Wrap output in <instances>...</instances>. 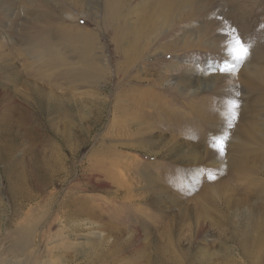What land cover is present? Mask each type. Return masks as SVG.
<instances>
[{
    "label": "rangeland",
    "instance_id": "374dc122",
    "mask_svg": "<svg viewBox=\"0 0 264 264\" xmlns=\"http://www.w3.org/2000/svg\"><path fill=\"white\" fill-rule=\"evenodd\" d=\"M72 1L47 0L42 3L45 12H52L45 13L48 17L38 22V27L48 26L49 33L55 30L56 25L67 26L71 31L67 38L53 40L48 51L53 55L49 53L46 61L45 57L39 59L36 62L38 70L29 66L30 60L22 51L27 42L19 49L8 45L16 41L15 37H1L0 40V49H10L9 53L13 55L18 53L16 49L20 51L17 55L19 59L15 58L17 67L24 64L25 69L19 67L22 76L31 83L32 80L37 83L36 87L40 90L37 100L33 101L35 112L30 118L17 114L0 115V264H5L7 260L22 264H106L89 261L91 253L83 238L93 233L106 235L109 229L114 228L122 231L129 240V248H135L134 252H129L127 248L119 252L115 264H264V83L245 81L242 75L244 68L258 67L264 71V30H259L261 37L256 33L264 25V0L235 2V5L242 3L244 17L248 19L246 28L250 34L247 33L249 37L245 40L238 29H235L237 33L233 30L237 21L233 16L235 12L226 5L227 1L195 0L202 5L213 3L216 17L224 21L223 25L232 24L229 29L232 28L234 38H239L249 47L250 54L241 62L233 58V49L227 52L224 49L232 37L228 27H219L213 33L210 24L194 22L197 16L188 19L185 16L187 11L179 17L181 22L178 27L164 28L159 34L162 37L152 35L150 45L138 46V50L142 52L144 47L143 51L150 55L158 51L156 48L169 50V46L165 45L170 41L172 46L174 41L176 52L173 56L191 57L200 62V76L213 80V84L201 86L195 96L181 97L167 93L165 81L160 86H152L155 77L149 76L168 68L169 55L142 58L128 69H122L125 64L113 41L115 23L103 21L101 0H88L82 11L74 6L78 1L82 5V0ZM91 2L95 4L91 5ZM129 3L128 8L132 10L128 17L133 31L138 12L144 6L138 0H129ZM228 4H231L230 1ZM15 5L20 9L21 13L17 14L21 19L17 14L8 16L0 13V24L5 29L18 27L26 21L28 15L25 9L33 8L26 5L25 0H15ZM72 13L77 16L74 20L67 16ZM197 14L203 16L202 11ZM151 16L156 17L155 13ZM121 24L118 22V26ZM81 30L92 35L95 60L88 58L87 62L80 56L85 44L76 41L75 36ZM222 34L224 38L216 41ZM46 41L50 43L49 39ZM95 42L99 45L98 50ZM100 53L107 59L108 67L101 65ZM52 56H57V59L49 66L47 59L51 60ZM88 63L104 68L105 72L97 75L100 77L97 83H93L95 77L92 78L93 71ZM136 68H143L148 75L146 78L144 74L140 75L143 81H139ZM118 69L127 74L126 78L118 80ZM80 72L89 75L79 76ZM220 76L224 82L218 79ZM133 89L137 92H129L128 96L136 100L140 91L164 96L178 116L167 120L163 119L159 109L151 111L145 107V112L129 102L127 105L121 92L128 94ZM25 90L35 93L29 88ZM236 99L238 107L234 109L233 118L230 103L236 102ZM210 103L213 106L211 109ZM195 105L207 108L204 109L203 119L195 120L196 113L190 110ZM254 120L261 132L255 138L248 136L249 144L243 138L244 132L240 131ZM150 126L153 129L146 131ZM180 131H185L190 139L194 138L193 145L201 151L202 161L199 159L198 164L176 163L166 154L167 148L162 143L169 137H177ZM120 133H128V136L122 138ZM135 138L139 139L134 141ZM222 138L221 152L218 142ZM121 139H128L127 144L120 145L116 141ZM239 140L247 144L243 152H237ZM232 143L237 148L230 152L229 145ZM118 152L130 157V160L120 158ZM33 153L36 154L34 161H38L43 168L39 176L38 168L37 173L31 168ZM208 155L210 157L206 158ZM228 157L248 160L246 167L227 164ZM122 162L130 163L126 168V165H121ZM112 163L118 164L119 170L114 168L103 174L105 168L113 167ZM22 171L27 172L24 181L26 192L33 197L28 202L14 198L11 192L12 184ZM118 171H123L125 177V182L121 184ZM143 171L149 172L150 181H147ZM117 175L119 179L112 180ZM41 181L44 182L43 187L38 186ZM127 188L131 190L129 195L125 193ZM157 195H165L168 204L172 201L175 205L156 209L152 202ZM72 206L78 209L84 206L86 215L79 218L78 213L83 209L69 215L67 211H71ZM17 224H33L35 228L32 230L35 234L33 244L29 252L22 256L11 246L10 232ZM141 239L147 244V248L143 245L145 248L142 250L137 249Z\"/></svg>",
    "mask_w": 264,
    "mask_h": 264
},
{
    "label": "bare ground",
    "instance_id": "6f19581e",
    "mask_svg": "<svg viewBox=\"0 0 264 264\" xmlns=\"http://www.w3.org/2000/svg\"><path fill=\"white\" fill-rule=\"evenodd\" d=\"M25 1H26V5H29V6L32 5V7H33V8L30 7L32 9H29L27 11L25 9V12L27 13L28 16H27V18H25V16H24V18L27 20L26 21L24 20L22 22V24L18 25V27H15L16 26L15 25V26L10 27L8 29H5L4 28L5 26L0 24V40H2L1 37H4V38L6 37L8 39L15 37L16 41H14L13 44H8V45H10L11 47H13V45H15L19 49H21L20 46L22 44L27 42V47L23 48L22 51L26 52L28 59L30 60L29 66L31 68H34L35 70H38L39 67L36 66V62L39 61V59H41L42 57H45V61H46V56H48L49 53L51 54V52L48 53V51H49V49H51L50 44H53V40L54 39H62V38L65 39V38H67V35L70 34L71 29L68 28L67 26L61 27L60 25H58V26L56 25L55 30H53L52 32L49 33V27L48 26L47 27H44V26L38 27V25H37L38 22L45 21L46 18L48 17V16L46 17L45 13L51 14L52 10L45 12V9H43V4H44V2H47V0H25ZM67 1H71V3L74 2L72 0H67ZM153 1L154 2H151L150 0H138V2H141L142 6H144V9L142 11L138 12V15H137L138 21L135 24L136 26L134 27L133 31H131L132 23L129 22L128 16H129L132 9L128 8L129 7L128 5L130 4L129 0H128V2L126 0H101V5L103 8V15H102L103 21L105 20V22L108 21L109 23L110 22L115 23V25H113V26H114L116 36L115 37L113 36V41L116 43L115 44L116 50H118V53L122 57L123 62L125 64V67L122 69H125V68L128 69L127 68L128 66H130L131 64H135L136 62H138L142 58H144L146 60V59H149L151 57L155 58L158 55H160V56L169 55L170 60L167 61V62H169L168 68L164 69L163 72H161L159 74L149 75L150 78L152 76L155 77V81H154L152 86H154V87L160 86L165 81V83H167V85H168L166 88L167 93H170V94L175 93V95L180 96V97L181 96H195L196 93L199 91L201 86L207 87V85L213 84V82H212L213 80H211V79L205 80L203 77L200 76L201 68H200V62L199 61L198 62L194 61V59L191 57L185 59V58L179 57L178 55L173 56L176 52V45H175L174 41H173L174 44L172 43L173 47L171 45H169V44H171L170 41H169V43H167V45H165L166 47L169 46L168 47L169 50L168 49H162V48H160V49L156 48V49H158V51L157 52L154 51L152 54L149 53L150 55H148V54L146 55L147 52L143 51L144 47L142 48V52L140 51L141 49L138 50L139 49L138 46L139 45H142V46L143 45L144 46L150 45L152 35H155V38H156V36L161 34V30H163L164 28L169 30L173 27H178V25H180V22H181V19L179 17L185 11H187L185 16H188L187 17L188 19H191L192 16H197L198 19L194 22L200 21L203 24L204 23L210 24V31L211 32L213 31V33L216 32L219 29V27L221 28L224 26V27H228V29H229V25H232V24L230 23L227 25V23H225L226 25H223L224 21L220 20L216 17V12L214 11L213 3H205L202 5V4L197 3V2L195 3V0H153ZM225 1H227L226 5L228 7H231V10L233 12H235V14L233 16H235V20L237 21V25H236V27L234 25L233 30L235 31V29H238L239 35H241V37H243L242 39H244V40L247 39L249 37L247 35L250 34V33H248L249 32L248 27L246 28V25H248V19H247V17L245 19V17H244L245 12L243 10L244 7L242 8V6H243L242 3H244L245 0H239L240 2H242L239 5H235V2L237 0H235V1L234 0H225ZM229 1L231 4H228ZM82 2H83L82 5H81V1L74 3L75 8L78 9V7H80L81 11H82V9H85L84 7H86V5L88 4L89 1L88 0H82ZM146 2H148V3H146ZM94 4L95 3L91 2V5H94ZM16 6L17 5H15V0H0V13L7 14V15L8 14L15 15L17 13L20 14L21 13L20 9H19V7H16ZM93 9L95 10V8H93ZM135 10L138 11V9H135ZM198 11H202L203 16H199L197 14ZM236 12L238 15L236 14ZM73 13L70 15H67V16L71 17V19L74 20L75 18H77V16H75V14H73ZM153 13H155V16H156L154 18H153V16H151V14H153ZM148 15H149V17H148ZM18 17H19V15H18ZM185 20H186V18H185ZM16 21L19 22L20 20H16ZM118 22L122 23L121 26H118ZM230 22H232V20H230ZM13 23H14V21H13ZM195 24L196 23H194V25ZM191 25H193V24H191ZM263 27H264V25L259 27L258 30L256 31L258 37H261L259 35H261L260 32L264 30V29H262ZM193 29H195V27ZM259 30H261V31L259 32ZM210 31H209V33H210ZM229 31H230L229 34L232 35V28H230ZM130 33H131V36H129ZM184 34H185V30H184ZM219 34H220V32H219ZM171 35L173 37V33ZM215 35L216 34H214V36ZM159 36H161V35H159ZM75 37H76L75 38L76 41H82L85 44V47L83 46L84 48L82 50V53L80 54V56L82 55V59L84 58V60H87V62H88V58H92L95 60V55H94L95 53H92L93 49L91 47V40H93L92 35L87 31L81 30V31L77 32V35ZM128 37H130V38H128ZM180 37H182V36H180ZM212 38H211V40H212ZM221 38L222 39L224 38V34H222L220 39H218L216 41L220 42ZM47 39H49L50 43L48 41H46ZM164 39H165V37H163V40ZM5 40H7V39H5ZM125 40H128L129 42H126ZM193 40L195 41V39H193ZM235 40L236 39L232 35V37H230V39H229L228 45L224 48L226 52L232 50L235 47ZM206 41L208 42V40H206ZM5 42H7V41H5ZM203 43H205V42H203ZM94 44L96 45V50H98L99 45H97V42H95ZM162 45H164V44H162ZM1 47L2 46H0V48ZM71 49H72V47H71ZM9 50L6 51V50L0 49V115H3L4 117H6L9 115H16L17 114L21 117L24 116V118H26L35 112V105H34L33 101L37 100V98H38L37 94L40 93V90L38 87H36L37 83H35L33 80L31 83L27 80L28 79L27 77H26L27 78L26 79L25 77L22 76V74L20 72V68L22 67L23 69H25L26 66H24V64H23V66L17 67V63L15 62V58L19 59V56H17V55L20 54V51L18 49H16V51L18 53L13 55V54L9 53ZM51 55H53V54H51ZM98 55H99V57L102 58L101 65L103 67L104 66L108 67L107 59L104 56H102L101 53ZM59 57H61V56H59ZM55 59H57V56H52L51 60L47 59V61L49 62V66H51L53 64V62L56 61ZM183 60H184V62H183ZM50 61H52V62H50ZM92 63H94V62L92 61ZM92 63H91V65L89 63L88 64H89L90 70L93 71V73L91 74L92 78L95 77V80L93 83H97L98 82L97 79L99 77L97 75L103 74V72H105V71L103 70L104 68H102V67H100L101 68L100 69L98 64H97L98 65L97 66L98 68H97L96 66L92 65ZM140 66H142V65H140ZM143 68H142V70L139 68L135 69V71L138 73L137 77L139 78V81H143V79L140 78L141 74H144L145 78H146V76H148L147 74H145ZM27 74L28 73H26L25 75H27ZM83 75H89V73L86 74V73L80 72L79 76H83ZM116 75L118 76L117 78L119 80L120 77L126 78L127 74L124 72H120V69H118V71L116 72ZM242 75L244 76L245 81H250V80L254 81L255 80L259 83H264V71L258 67H255L254 69L244 68ZM222 78L223 77L220 76L218 79L221 82H224L222 80ZM140 83H142V82H140ZM252 85L255 87L256 83L253 82ZM117 86H120V83L117 82ZM20 88H23V89H20ZM25 88H29V90H32L35 93L30 94V93H28L27 90H25ZM43 89H41V90L43 91ZM129 92L134 93V92H137V90L136 89L129 90L128 94L125 92H124V94H122V92H121V96H123L124 99L127 101V105L129 102L130 105H133L134 107H136L142 111H145V112H146L145 107H148L149 109H151V111H156L157 109H159L163 119H167V120H170V119L174 118L175 116H178L177 112L173 108L169 107L170 106L169 102H167L165 100L164 96L157 95L153 92L150 93L149 91H140V95L137 97L138 99L136 100V99H132L128 96ZM223 95L226 96V93L223 92ZM41 96H42V94H41ZM219 98H222V96H219ZM236 104H237V99H236ZM204 105H206V104H204ZM211 107L213 108V106L210 103V109H211ZM204 109L206 110L207 108H204L203 105H195V106H193V108H190L191 112H193L194 114L196 113L195 120L204 118L203 117V115L205 114ZM31 117H33V116H31ZM28 119H27V121H28ZM27 121L25 123H27ZM186 123H189V122H186ZM169 128L170 127H168V129ZM151 129H153V126H150L149 128H147L146 131L151 130ZM170 131H171V129H170ZM233 132H236V131H233ZM240 132H244L243 138H245L246 142H249L248 136H252L255 138V136H257L261 132V130L259 129L258 122L256 120H254L251 124L246 125L245 128ZM6 133H8V135H9L8 130L6 131ZM150 133H152V132H150ZM127 134L122 135L120 133V136L122 135L121 136L122 138H126L128 136ZM186 134L187 133L185 131H180L177 137H169L167 140L165 139V141L162 143V145H164L167 148L166 154H168L170 156L171 160H173L174 162H176V163H187L188 165H190V163H195V164L197 163L198 164V160L202 159L201 158V151L198 147L193 145L194 142H192V141H194L193 140L194 138H191L192 139L191 140ZM237 135H239V134L237 133ZM138 139L139 138H135L134 141H137ZM159 140H161V137H159ZM116 141L118 143H121L120 145H122L124 143L127 144L128 139H126V140L121 139V140H116ZM245 141L239 140V149L237 152H243L246 150L247 144ZM137 143H135V144H137ZM249 144H250V142H249ZM7 145H9V144H7ZM225 145H226V142H225ZM12 147L13 146L11 145V148ZM236 148H237V146L233 143L229 145V151L230 152H232ZM12 151H13V149H12ZM35 156H36V154L33 153L32 154L33 162H32L31 168H32L34 173H37L35 171L38 168L37 171H38V176H39V172L41 173L43 168H41V166L38 164V161L37 162L34 161V160H36ZM119 157L124 158V160L125 159L130 160V157L124 156L120 153H119ZM207 157H210V156L208 155V156H206V158ZM212 158H213V156H212ZM262 160H264V159H262ZM247 161L248 160L237 158V157H228L226 162H227V164L243 167L246 165ZM211 162H213V161H211ZM215 162H216V160H215ZM129 163L130 162H128V163L122 162L121 165H123V166L126 165L125 167L127 168V166H129ZM112 165H113V167L108 166V168H105V170L103 171L104 172L103 174H107V173L111 172L114 168H115V170H119L118 164L115 165L112 163ZM26 173L24 171L20 172L17 175L16 181H14V183L12 184V187H11L12 196L16 199H21V202H22V200L28 202V201H31V199L33 198V197H31V195L28 192H26V184H25L26 182L24 183ZM45 173H47V172H45ZM143 173L145 174L147 181H150L151 177H150L149 172L147 173L146 171H143ZM111 175H112V173H111ZM115 176H113L112 180L117 181L119 179V176H120V179H119L120 184L122 182H125V179H124L125 177H124L123 171H121V173L119 172V176L117 175L118 177H115ZM43 184H44V182L41 181L40 183H38V186L43 187ZM105 185H106V183H105ZM108 185H110V184H108ZM110 186H112V185H110ZM117 186H119V183ZM125 186H122V187H125ZM120 189H122V188H120ZM130 192H131L130 188L125 189V193L127 195H129ZM114 194H115V192H114ZM162 195H157L158 197L153 199V202H152L153 207H155L156 209H161V208H166L168 206L175 205L174 203H172L171 200H170L171 204L170 203L168 204V201H167L168 198L165 197V195L164 196H162ZM69 204H71V203H69ZM68 206H70V205H68ZM74 207H76V208H74ZM82 209H83V211H81V213L79 214L78 212ZM82 209H78L77 206H72V210L67 211V213L69 215L73 214L74 212H75V214L78 213V215H80L79 218L82 219V217L86 215V210H85L86 208L84 206H82ZM56 211H58V210H56ZM20 223H22V222H20ZM84 224H85V222H84ZM72 226H73V224H72ZM15 227H14V230H12L10 232V237H12V245L11 246L14 250H16V252H18L19 255H21V256L26 255L27 252H29L28 249L31 248V246L33 244L32 241H33V236L35 234L32 233V230H34L35 228L33 229V224H30L27 226L26 225L25 226L24 225L19 226L17 224ZM75 229H77V232H78L79 229L78 228H75ZM75 229H73V230H75ZM147 229H148V227H147ZM121 232H120V230L114 228V229H109V231L106 235H103V234L101 235V234L96 232L97 234H95V235L93 233L92 235L88 236L87 238H83V239H85L84 244L86 243V245L88 247L87 250H90V253H91V256L89 257V261L92 260V262H100V263L104 262L106 264L107 263L108 264H115L116 263L115 261H117V259H118L117 255L119 254V252L121 253L122 251H125L126 248L129 250V252H131V251L134 252L135 248H129L130 247L129 240H127ZM67 233H69V232H67ZM142 234H144V233H142ZM34 241H35V239H34ZM143 245H145V243H143L142 239H141L140 242L137 244V249L142 250L143 248L146 247L147 244L145 245V247H143ZM87 250L84 251V253L87 252ZM8 263H10V264H22L20 262H14L12 260H10V261L7 260L5 262V264H8Z\"/></svg>",
    "mask_w": 264,
    "mask_h": 264
},
{
    "label": "snow or ice",
    "instance_id": "6c2138e0",
    "mask_svg": "<svg viewBox=\"0 0 264 264\" xmlns=\"http://www.w3.org/2000/svg\"><path fill=\"white\" fill-rule=\"evenodd\" d=\"M233 58L237 61V62H241L243 61L244 59L247 58V56L250 54L249 52V47L246 46L244 43H242L240 41L239 38H236L235 40V47L233 48ZM223 71V69H222ZM238 107V105L236 104L235 101H232L230 103V112H231V115L233 116V118L235 117V112H234V109ZM223 139L222 138L218 143L220 144V148L219 150L222 152L223 151ZM209 178L211 179L212 177L209 176Z\"/></svg>",
    "mask_w": 264,
    "mask_h": 264
}]
</instances>
